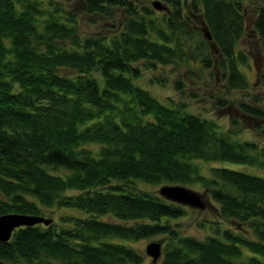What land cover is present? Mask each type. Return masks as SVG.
<instances>
[{
    "label": "trees",
    "instance_id": "trees-1",
    "mask_svg": "<svg viewBox=\"0 0 264 264\" xmlns=\"http://www.w3.org/2000/svg\"><path fill=\"white\" fill-rule=\"evenodd\" d=\"M248 1L246 22L242 0H79L110 18L107 33L84 35L58 0H0V214L50 219L12 229L0 264H146L130 240L159 234L158 264H264V175L218 163L264 168V144L235 137L240 119L264 129L261 98L239 100L242 117L223 111L225 127L135 82L149 70L162 85L173 64L191 80L219 77L223 95L246 90V34L264 86V0ZM185 84L172 87L182 94ZM223 95L213 106H232ZM203 161L218 164L204 173ZM137 182L196 185L218 218L197 222L207 229L199 238L178 235L170 222L182 203Z\"/></svg>",
    "mask_w": 264,
    "mask_h": 264
},
{
    "label": "rangeland",
    "instance_id": "rangeland-1",
    "mask_svg": "<svg viewBox=\"0 0 264 264\" xmlns=\"http://www.w3.org/2000/svg\"><path fill=\"white\" fill-rule=\"evenodd\" d=\"M60 2V5L62 9L69 10L72 15L74 16V19L77 23V29L79 34L86 33H96V32H105L107 33L109 24L108 21L110 18L104 17L101 15H95L91 16L86 14V12H83V9L80 8L79 0H58ZM148 4L151 6L152 0H136V2ZM160 5H162L160 3ZM241 8L243 10V20L248 22L253 19V14L256 12L255 5L250 3L248 0H242ZM121 18L120 15H118L117 19ZM93 19V20H91ZM116 19V20H117ZM250 36L244 35L242 41H240V45L246 50L247 52H250L251 55H249L248 58V66L240 65L241 70L243 71L244 77L249 81V83H254L253 86H248L246 90L244 88L241 89H235L234 92L223 95L224 91L222 89L223 81L219 77L214 80V82H208V77H205L200 71L193 76V80L188 78L185 74L183 65H178V68L171 65H164V70L162 71V77L165 78V83L162 85H159L157 83H154L151 78L155 75L157 71L149 72L145 71L142 76L139 78L137 77L135 79V82L139 84V86L148 89L150 94H154L157 98L161 99V101H164L165 99H169L172 102L182 100V102H187V107L192 111V113H200L205 115H209L210 117L214 118V120H219L224 122V126L227 127L229 123L227 122V117L224 116V112L231 110L235 113V115H238V117H242L240 114V111L238 110L237 103L239 100H244V102L251 103V95H258L261 98V105L264 107V86L257 82L255 79L256 76V68L255 64L258 65L259 57L255 54L254 51H257L256 45L252 44L251 39H249ZM250 42V44H248ZM249 45V46H248ZM259 66V65H258ZM175 67V70L173 69ZM197 67V66H195ZM68 70V69H67ZM65 69H59L60 72H68ZM185 81V85L183 86V93H179L178 89H175L173 86L174 81L179 78ZM151 80V82L149 81ZM257 82V83H256ZM191 90L192 92H195L196 95L191 96L189 93ZM216 93V95H223V97H227L226 99L228 101H231L230 105H232L230 108L228 106H223V108H217L216 106H213L212 96ZM246 123L242 119H240V130L235 135L237 140H250L253 142H256V146L263 145L264 144V129H251L250 127L246 128ZM215 163L216 165L218 163H221L222 165H225L226 167H232L237 169H243L253 173H256L258 175H264V168L263 167H257V165H250L247 166L246 164L237 162H226V161H220L216 163V161H210L205 163L199 162V170L202 172H207L208 164ZM138 186L143 188V190H148L156 195L159 194L157 191L159 187L163 184H151V183H142L137 182ZM187 188L192 189V191H195L198 196H200V201H202V206L199 208L197 206L193 205H182L186 209V213H184L179 218L173 219L170 223L174 229L177 230V234H192L197 236L198 238L201 237L207 229H202L198 227L197 222L201 219H208L215 220L218 218L216 211H214V206L211 201L208 200L207 194L201 190L200 188H197L196 185H189ZM45 216H50L51 219L56 216V211L51 212V210L44 211ZM163 236L164 242L167 240V237L165 235H150L147 238L141 237L137 240H130L131 246H133L136 251L143 252V256L145 257L146 264H158L159 258H157L155 261H152L150 259V256H146L144 253V246L148 243V241L159 239V237ZM164 244V243H162ZM161 245V244H160ZM162 247V246H161ZM162 252V251H161Z\"/></svg>",
    "mask_w": 264,
    "mask_h": 264
},
{
    "label": "water",
    "instance_id": "water-1",
    "mask_svg": "<svg viewBox=\"0 0 264 264\" xmlns=\"http://www.w3.org/2000/svg\"><path fill=\"white\" fill-rule=\"evenodd\" d=\"M207 38L209 34L205 32ZM159 194L165 197V199L173 200L176 203H183L187 205L197 206L198 208L202 206V201H200V196L196 194L192 189L186 188L184 185L180 184H162L158 191ZM41 222L49 223L50 219L47 217H41L40 215H29L26 213H16V212H6L0 214V242L7 240L12 234V229L20 227L22 225H30ZM160 242L156 240L148 241L144 246V253L146 256H150L151 260L154 261L160 256L161 247Z\"/></svg>",
    "mask_w": 264,
    "mask_h": 264
},
{
    "label": "flooded vegetation",
    "instance_id": "flooded-vegetation-1",
    "mask_svg": "<svg viewBox=\"0 0 264 264\" xmlns=\"http://www.w3.org/2000/svg\"><path fill=\"white\" fill-rule=\"evenodd\" d=\"M259 61H260V59L257 61L259 66L257 64H255L256 69H259L260 68V63L261 62H259Z\"/></svg>",
    "mask_w": 264,
    "mask_h": 264
}]
</instances>
